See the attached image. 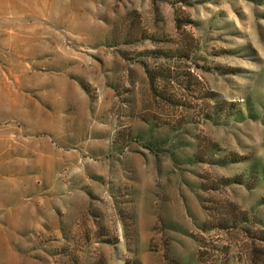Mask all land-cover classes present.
<instances>
[{"label":"rangeland","instance_id":"rangeland-1","mask_svg":"<svg viewBox=\"0 0 264 264\" xmlns=\"http://www.w3.org/2000/svg\"><path fill=\"white\" fill-rule=\"evenodd\" d=\"M0 264H264V0H0Z\"/></svg>","mask_w":264,"mask_h":264}]
</instances>
